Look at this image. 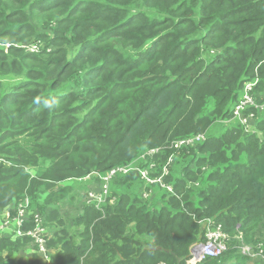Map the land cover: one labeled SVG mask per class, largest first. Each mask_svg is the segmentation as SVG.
Instances as JSON below:
<instances>
[{
	"label": "trees",
	"instance_id": "1",
	"mask_svg": "<svg viewBox=\"0 0 264 264\" xmlns=\"http://www.w3.org/2000/svg\"><path fill=\"white\" fill-rule=\"evenodd\" d=\"M0 44V216L29 197L49 264H190L209 221L227 249L193 264H250L241 243L258 250L264 225V0H0ZM246 84L256 105L236 116ZM151 149V177L171 191L143 197L132 171L64 224L59 183L140 168ZM30 241L0 233V264H42L16 257Z\"/></svg>",
	"mask_w": 264,
	"mask_h": 264
},
{
	"label": "built area",
	"instance_id": "2",
	"mask_svg": "<svg viewBox=\"0 0 264 264\" xmlns=\"http://www.w3.org/2000/svg\"><path fill=\"white\" fill-rule=\"evenodd\" d=\"M7 46L8 45H5V47ZM22 47L26 51L32 53H37L39 51V46L35 44L29 46L25 45ZM250 91L251 84H246L245 91L244 93H242L241 99L235 107L234 113L236 116H239L240 111L245 107L256 105ZM246 121V118L242 119L243 124H245ZM200 139H203V136L196 135L194 137L175 140L173 141L172 146L179 147L183 144H192L194 143V141H198ZM156 152V149L148 150L146 154L142 155L140 158H144L145 155H152ZM170 162L171 160L168 161V164ZM135 170L147 185H159L167 191H171V186L162 182V175L151 177V170L156 172V170L154 169V164H151L150 170H141L139 167H136L132 163H129L126 165L115 166L104 172V174L102 175L98 173L94 174L96 177L98 176L100 178L102 184L97 192L91 191L89 193L91 203H93L96 208H100V205L103 204L108 197L109 184L111 180L118 175L128 174ZM162 170L163 174H166L168 172L167 165H165ZM90 176L91 175L89 174L85 178L88 179ZM150 192L151 191L148 192V195L150 194ZM148 195L147 193H144L143 197H147ZM29 206H31V201L26 197L17 205L15 209L16 213L13 216L8 217L7 215L6 217L2 218V220H0V233L9 232V237H11L12 239L20 238L23 236L29 237L32 240L31 242H33V244L35 245V252L42 259V264H49L50 257L48 255V249L46 247L47 234L42 224V218L38 213L30 212ZM29 217L31 218L28 219ZM227 240L228 236L221 228V225L213 226L212 222L209 221L208 228L205 233V241L199 248L200 259L204 257H215L217 255H221L227 248ZM196 250L198 251V247L196 248Z\"/></svg>",
	"mask_w": 264,
	"mask_h": 264
},
{
	"label": "rangeland",
	"instance_id": "3",
	"mask_svg": "<svg viewBox=\"0 0 264 264\" xmlns=\"http://www.w3.org/2000/svg\"><path fill=\"white\" fill-rule=\"evenodd\" d=\"M33 44L38 45L39 47L44 46V44L41 41H34L32 39H27V40L23 41L20 45L29 46V45H33ZM0 47H2V44H0ZM3 82L8 83L9 82L8 78L3 79ZM231 123H235V121H232ZM138 163H141V165H142V166L140 165L141 170H150L151 163H146V161L144 159L138 160L137 164ZM171 163H172V161H171ZM37 170H38L37 168H28V171L31 174L36 173ZM118 176H120V175H118ZM63 185L67 186V187L70 186L69 187L70 190H68L67 193H66V191L63 192L64 197L62 198L60 196L59 201H55L53 204L59 207L58 208L59 217L62 218V220L64 221V224L68 228H70L71 223H72V218L77 216V214L80 212V209H81L80 207H81L83 201H86V204H91L89 193L93 190H96L98 188L99 184H98L97 180L92 178L91 180L86 179L84 181L67 180V181L59 183L57 186L59 187V186H63ZM57 186L54 188L56 191L59 190ZM134 186H136L138 194L141 195L143 191L145 192V194L147 193V188H146L147 185L143 179H140L139 181L135 182ZM152 189L154 190V192H157L156 187H152ZM147 195H148V193H147ZM159 195H160V193H158L156 197H158ZM149 198L153 199V196L149 197ZM30 201H32V200H30ZM112 202H113V199H111L110 202H108V203H112ZM18 204H19V202L13 203L11 206V209L15 210ZM33 205H34V203H33ZM29 210H30V212L37 213L36 211L31 209L30 206H29ZM6 216H7V213L2 214L0 217V220H2V218L6 217ZM41 218H42V216H41ZM42 221H43V218H42ZM42 224L46 230V234H47V238H48L50 236L49 228L44 225V222ZM1 233L7 234L9 236V232H1ZM254 237L258 241V245H259L258 250H253L250 246H248L246 244H242V243H241L240 250L242 253L246 254L250 258V260H248L250 264H264V225L259 226V228L254 232ZM236 238L238 240L242 241L241 240L242 237L240 234L236 235ZM199 247H200V244L198 245V253L200 251ZM35 251H36L35 245L33 244V242L30 241V244L28 245V247H26L20 254H17L16 257H21L25 262H29L30 259L33 258L34 254H36V258L39 256V255H37V253ZM48 253H53V251L48 249ZM217 256H215V257H217ZM41 261H42V259H41ZM195 261H198V258H196L195 260L194 259L191 260L190 264H193Z\"/></svg>",
	"mask_w": 264,
	"mask_h": 264
},
{
	"label": "clouds",
	"instance_id": "4",
	"mask_svg": "<svg viewBox=\"0 0 264 264\" xmlns=\"http://www.w3.org/2000/svg\"><path fill=\"white\" fill-rule=\"evenodd\" d=\"M5 45H7V44H2V47L4 46V48H5ZM20 46L22 47V45H20ZM7 47H8V46H7ZM22 48H23V47H22ZM23 49H24V48H23ZM28 52H29V51H28ZM38 52H39V51H38ZM145 154H146V153H145ZM146 156H148V155H145L144 158H145ZM140 157H141V156H140ZM144 158H139L138 160H140V159H144ZM136 161H137V160H136ZM114 167H115V166H114ZM112 168H113V167H112ZM135 171H136V170H135ZM137 173H138V172H137ZM88 175H89V174H88ZM138 175H139V174H138ZM94 176H95V175L93 174V175H91L88 179L91 180ZM85 177H86V176H85ZM85 177L82 178L83 181L86 180ZM95 177H96V176H95ZM116 177H117V176H116ZM114 178H115V177H114ZM79 181H81V179H79ZM111 181H112V180H111ZM109 185H110V184H109ZM146 185H147V184H146ZM152 187H156V188H157L156 191H159L158 188H159L160 186H159V185H158V186H156V185H152V186L147 185V187H146V188H147V193H148L149 191H151L150 194L147 196L148 198L152 195V192H154V190L152 189ZM160 188H162V187H160ZM99 189H100V188H99V185H98V188H97L96 190H93V191H96V192H97ZM144 193H145V192L143 191V192H142V196H143ZM221 228H222V226H221ZM227 236H228V235H227ZM228 239H229V237H228ZM227 241H228V240H227ZM199 244H200V246H201L202 243H199ZM199 244H198V245H199ZM199 248H200V247H199ZM196 252H197V250H196ZM198 255H199V253H198ZM198 260H200V257H199V256H198Z\"/></svg>",
	"mask_w": 264,
	"mask_h": 264
},
{
	"label": "water",
	"instance_id": "5",
	"mask_svg": "<svg viewBox=\"0 0 264 264\" xmlns=\"http://www.w3.org/2000/svg\"><path fill=\"white\" fill-rule=\"evenodd\" d=\"M198 251L196 252V249H194L193 250V257H194V260L196 259V258H198Z\"/></svg>",
	"mask_w": 264,
	"mask_h": 264
},
{
	"label": "crops",
	"instance_id": "6",
	"mask_svg": "<svg viewBox=\"0 0 264 264\" xmlns=\"http://www.w3.org/2000/svg\"><path fill=\"white\" fill-rule=\"evenodd\" d=\"M155 198H157V197H155Z\"/></svg>",
	"mask_w": 264,
	"mask_h": 264
}]
</instances>
